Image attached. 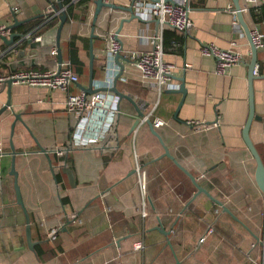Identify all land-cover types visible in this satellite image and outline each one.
<instances>
[{
	"label": "crops",
	"instance_id": "1",
	"mask_svg": "<svg viewBox=\"0 0 264 264\" xmlns=\"http://www.w3.org/2000/svg\"><path fill=\"white\" fill-rule=\"evenodd\" d=\"M106 1L128 4V0ZM50 5L59 8L57 0H0V21L14 6L18 9L16 20H29L12 28L23 34L26 24L43 18ZM232 7L231 0H189L191 31L182 35L174 31L176 46L164 48V59L175 66L173 76L184 77L186 95L174 117L181 94L164 90L154 115L165 125L154 130L169 154L237 220L204 193L188 203L194 186L163 155L158 138L145 124L132 135L136 111L126 100L119 101L120 117L105 146L67 149L65 159H58L56 149L67 145L74 123L63 111L64 93L13 82L12 110L23 114L32 133L18 122L12 141L20 152L15 159L17 182L35 244L33 250L27 246L24 214L15 202L13 177L8 174L11 158L6 153L13 115L7 110L0 116V264H264V195L255 184V163L241 134L248 114L250 47L240 25L232 24ZM93 10L90 1L85 10L75 9L77 18L64 24L60 35L63 60H67L64 43L72 34L88 41ZM241 13L251 26V13L243 9ZM127 16L110 8L101 11L92 42L95 85H104L106 74L115 69L102 52L100 32L115 30L124 52L148 48L147 36L155 22L132 19L120 25ZM259 27L264 31V21H259ZM50 34L54 36L56 29ZM17 39L1 47L5 53L0 59V75L9 71V63L14 68L35 62L38 68L53 65L54 58L45 48L38 49L33 58L25 56L16 62L17 54L9 52V47ZM203 43L221 49L233 47L246 63L217 74L215 60L199 52ZM175 48H180L179 52H173ZM257 59V75L264 76V56L258 53ZM87 82L88 76L69 92H80L78 85L87 86ZM116 87L123 94H140L135 84L117 83ZM253 93L255 113L249 136L264 159V77L253 81ZM7 98L6 85L0 83V107ZM190 120L217 121L218 126L199 130L187 124ZM33 137L43 148L52 150L48 154L51 164L57 158L52 164L54 174L59 175L56 183ZM136 165L144 177V195ZM62 197L67 199L66 206L61 204ZM158 223L170 231V244L153 229ZM137 241L142 242V249H134Z\"/></svg>",
	"mask_w": 264,
	"mask_h": 264
},
{
	"label": "built area",
	"instance_id": "2",
	"mask_svg": "<svg viewBox=\"0 0 264 264\" xmlns=\"http://www.w3.org/2000/svg\"><path fill=\"white\" fill-rule=\"evenodd\" d=\"M63 1L61 0L62 7L57 8L54 5H50L44 14V17H47L46 20L57 17L58 20L55 25L49 27L43 33H37L42 24L38 26L39 28L36 27L26 33L23 32V34L20 33V37L9 47V52L17 54L16 62H19V59L25 56L33 58L38 49L45 48L47 53L54 58L53 65L38 68L35 67V62L29 66L14 68L13 64L9 63V71L0 75V83H5L6 80L10 79L28 86L60 90L64 93L63 111L67 116L73 118L74 123L67 145L64 148L56 149L57 155L62 156L65 150L71 148L106 145L107 140L115 132L120 117V99L108 90L113 85V80L118 74L120 76L115 86H117V83L122 85L135 84L138 86L140 94L128 96L137 104L142 113L140 122L144 124L146 120H150L154 129L165 125L164 120L157 118L154 113L164 90L177 89L178 84L172 78L175 69L174 64L164 59L163 32L172 30L182 35L191 31L193 23L189 15V0H136L134 2V12L139 17V20L155 22V28L147 36L148 48L145 51L130 50L124 52L115 30L109 29L100 32L98 36L104 40L102 52L105 59L115 69L106 74L107 78L104 85L94 84L95 86L93 87L99 89V91L92 94H85L83 91L78 93L69 92L70 88L79 82V77L71 69L68 60H62L59 66L56 62L55 35H51L50 31L56 29L59 16L65 11ZM76 1L78 0H70V3ZM261 4H264V0H240L241 11L242 9L246 10L253 16L251 26H249L252 43L257 52L264 56V31H261L258 21L259 6ZM17 12V8L14 6L10 7L7 17L0 21V59L5 53V50L1 48L4 44V39L9 38L11 33H13L10 25L16 19ZM232 14V24L235 27H239L233 7ZM23 44H25L24 48H19ZM32 44L36 45L32 46ZM172 45L176 46L175 43ZM199 52L201 55L212 57L215 60V72L217 74H225L231 67L246 63L243 56L233 47L221 49L213 43H203L199 47ZM116 54L121 55V58L118 59L121 68L113 60ZM185 67H188V65ZM254 74H257V64L254 68ZM187 124L199 130H207L218 126L217 121L207 124L197 120H190ZM137 128L132 131L133 136H135ZM1 154L2 148L0 147V156ZM139 170V166L136 165L135 171L138 175V184L144 195V177ZM54 233L55 230L50 232L49 237L52 238ZM204 240L205 235L199 239V242L201 243ZM142 247L141 241L134 243V249L139 250Z\"/></svg>",
	"mask_w": 264,
	"mask_h": 264
},
{
	"label": "water",
	"instance_id": "3",
	"mask_svg": "<svg viewBox=\"0 0 264 264\" xmlns=\"http://www.w3.org/2000/svg\"><path fill=\"white\" fill-rule=\"evenodd\" d=\"M136 0H128V4L127 5H119V4H114L111 2H107L106 0H94V10H93V14H92V20H91V27H90V31H89V36H88V82H87V86H83V85H78L80 90L83 91L85 94H92L96 91H99V89L94 88V78H93V62H94V52H93V40L94 38H96V33H95V24L97 21L98 16L100 15L101 11L103 8H110L112 10H119L122 12H125L128 14V17L126 18H122L120 21V25L123 22H127L130 21L132 19H139V17L135 14L134 12V2ZM233 3V7H234V11H235V15L237 18V21L240 25V27L242 28V30L244 31V34L246 35L247 39H248V43H249V47H250V59L249 62L247 63V90H248V114H247V118L246 121L243 125L241 134H242V139L244 141V144L247 148V150L249 151L250 155L252 156L254 163H255V168H254V181L255 184L257 186V188L260 190V192L264 195V164L260 158V155L254 145V143L252 142L250 136H249V130H250V126L252 124L253 118H254V93H253V81L255 79H257L258 77H264V76H258L257 74H254V68L256 66V64L258 63V59H257V55L258 52L254 46V44L252 43L251 40V36L249 33V27L248 25L245 23L243 17H242V13H241V7H240V0H231ZM57 6L58 7H62V3L61 0H57ZM29 20H16L14 19L13 23L10 25V28H17L20 24L22 23H26ZM67 22V15L66 12L63 11L61 13V15L59 16V23L57 25L56 28V34H55V43H56V48H57V63L58 66L62 63V53H61V48H60V35H61V31L62 28L64 26V24ZM20 33L18 32H13L11 33V35L9 36V38H5L4 42L6 44H11L13 42V39L15 37H20ZM36 44H32V46H35ZM121 58L120 54H116L113 57V60L115 62V64L121 68V65L118 61V59ZM120 74H118L114 80H113V85L108 88L109 91L113 92L115 95H117L119 97V99H124L127 102H129L131 104V106L135 109L136 111V119L134 120L130 132H132L134 129H136L138 126H140L142 123L140 122V119L142 117V113L140 111V109L138 108L137 104L131 99V97H129L128 95H125L123 93H121L120 91L117 90L115 84L117 79L119 78ZM172 78L174 80H177L179 82L178 84V88L177 89H173L171 90V92L174 93H178L181 94V99L178 103V106L176 108V110L174 111L173 116L176 117L177 111L180 108L181 104L183 103L184 97L186 95V89L184 86V77H176V76H172ZM14 81L13 80H6L4 85H6L7 88V93H8V98L5 101V103L0 107V116L6 112L7 110H9L11 112V114L13 115V120L10 124V131H9V152L6 153L7 155L10 156L11 161H10V167H9V171L8 174L11 175L13 177V190H14V196H15V202L18 206H20L23 214H24V218H25V238H26V243L27 246L30 250H33L34 244L35 242H33L31 240V234H30V223H29V217H28V213L27 210L25 208L24 202L22 200V196H21V192H20V188L17 182V177H18V173L15 169V159H16V155H18L20 152H17L16 149L14 148V144L12 141V137H13V133H14V128L16 123H20L23 128L30 134L32 135L29 127L25 124V122L22 119V113H16L12 110V106H11V102H10V88L11 85ZM78 84V83H77ZM100 89H106V88H100ZM149 130L152 132V134H154L161 146L163 147L164 156H167L168 158H170L172 160V162L175 164V166H177V168H179L190 180V182L192 183V185L195 188V192L193 193L192 197L190 198V200L188 201V203L195 198V196H197L199 193H204L213 203L217 204L218 206H220L222 208V210L226 213H228L233 219L237 220V218L232 214V212L218 199L214 198L213 196H211L209 194V192L204 189L203 187H201L198 182L196 181V178L194 175H192L190 172H188L184 167H182L179 162L172 156L169 154L168 149L165 147V145L163 144L161 138L159 137V135L157 134V132L154 130V128L152 127V123L150 120H146L144 123ZM33 139L36 142L37 148H38V152L42 153L48 162L49 168H50V172L52 174V178L54 183H56V178H55V174H54V170L52 167V164L50 162V158H49V153L52 150L43 148L38 142L37 140L33 137ZM134 171L131 172V174ZM187 203V204H188ZM154 230H157L158 232H160L161 234H163L166 238L167 244H170L169 242V236H170V231L169 230H164V228L162 227V225L160 223H158L157 226H155L153 228ZM176 264H179L178 261L176 262Z\"/></svg>",
	"mask_w": 264,
	"mask_h": 264
},
{
	"label": "trees",
	"instance_id": "4",
	"mask_svg": "<svg viewBox=\"0 0 264 264\" xmlns=\"http://www.w3.org/2000/svg\"><path fill=\"white\" fill-rule=\"evenodd\" d=\"M90 1L94 0H78L76 2L70 3V0H64L63 5L66 6V15H67V21L77 18V15L75 14V9L78 7H81L82 10H85L87 8V5ZM260 13L258 15V21H264V4H261L259 6ZM47 18V17H46ZM45 17L40 19H37L35 21H31L26 24V27L24 29V33L40 26L38 32L43 31L45 28H49L56 24L58 18L52 17L46 20ZM177 36L174 31L171 30H165L163 32V43L164 48L167 49L172 43L177 44ZM64 51L66 53V59L69 61L71 69L78 75L79 81L80 79L87 78L88 76V41L86 39L82 40L78 36L71 35L69 40L64 43ZM179 49H174L173 52H179ZM95 75V68L93 66V77ZM260 155V154H259ZM58 159H65V155H62L60 157H57ZM57 158L52 161V164H55L57 161ZM263 164L264 159L260 156ZM68 159L66 160V162ZM56 181H59V175L56 173L55 175ZM62 206L67 205V199L65 197H62L61 199ZM36 250V249H35ZM36 253L39 256L38 251L36 250Z\"/></svg>",
	"mask_w": 264,
	"mask_h": 264
},
{
	"label": "rangeland",
	"instance_id": "5",
	"mask_svg": "<svg viewBox=\"0 0 264 264\" xmlns=\"http://www.w3.org/2000/svg\"><path fill=\"white\" fill-rule=\"evenodd\" d=\"M44 51V50H43Z\"/></svg>",
	"mask_w": 264,
	"mask_h": 264
}]
</instances>
